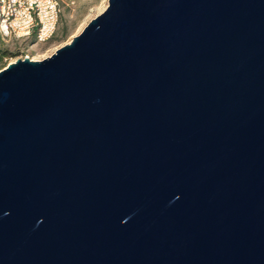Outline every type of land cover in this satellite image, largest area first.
<instances>
[{"label": "water", "instance_id": "obj_1", "mask_svg": "<svg viewBox=\"0 0 264 264\" xmlns=\"http://www.w3.org/2000/svg\"><path fill=\"white\" fill-rule=\"evenodd\" d=\"M0 264H264V0H109L0 70Z\"/></svg>", "mask_w": 264, "mask_h": 264}, {"label": "rangeland", "instance_id": "obj_2", "mask_svg": "<svg viewBox=\"0 0 264 264\" xmlns=\"http://www.w3.org/2000/svg\"><path fill=\"white\" fill-rule=\"evenodd\" d=\"M109 0H63L58 30L52 40L37 43L34 40H18L0 36V52L6 53L0 61V70L18 59L43 60L68 44L74 36L108 7Z\"/></svg>", "mask_w": 264, "mask_h": 264}, {"label": "built area", "instance_id": "obj_3", "mask_svg": "<svg viewBox=\"0 0 264 264\" xmlns=\"http://www.w3.org/2000/svg\"><path fill=\"white\" fill-rule=\"evenodd\" d=\"M63 0H0V36L43 44L56 34Z\"/></svg>", "mask_w": 264, "mask_h": 264}, {"label": "trees", "instance_id": "obj_4", "mask_svg": "<svg viewBox=\"0 0 264 264\" xmlns=\"http://www.w3.org/2000/svg\"><path fill=\"white\" fill-rule=\"evenodd\" d=\"M53 39V38H52ZM51 39V40H52ZM30 40H34V39H30ZM35 41V40H34ZM5 55H6V53H2V52H0V61H2L4 58H5Z\"/></svg>", "mask_w": 264, "mask_h": 264}, {"label": "bare ground", "instance_id": "obj_5", "mask_svg": "<svg viewBox=\"0 0 264 264\" xmlns=\"http://www.w3.org/2000/svg\"><path fill=\"white\" fill-rule=\"evenodd\" d=\"M35 61V60H34ZM11 63H13V62H11Z\"/></svg>", "mask_w": 264, "mask_h": 264}]
</instances>
